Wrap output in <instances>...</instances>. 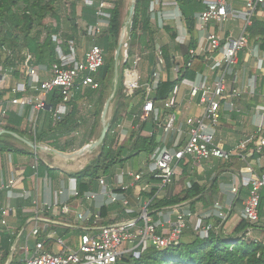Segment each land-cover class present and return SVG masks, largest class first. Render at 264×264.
<instances>
[{"label": "built area", "instance_id": "1", "mask_svg": "<svg viewBox=\"0 0 264 264\" xmlns=\"http://www.w3.org/2000/svg\"><path fill=\"white\" fill-rule=\"evenodd\" d=\"M82 2L89 6H96L97 20L85 28L86 34L94 39L101 33L103 27L107 26L106 20L109 18L107 9L112 7V2L107 0H82ZM204 3V9L194 17V31L198 34L199 40L195 47L188 49L190 60L186 66H191L192 60L203 58L210 62L211 70L218 71L219 74L212 82L199 76L189 88L190 97L197 98L199 104L205 109L201 116L185 119L184 146L170 148L161 145L152 152L146 166L148 174L157 180L158 189L174 183L177 176L176 165L178 161L186 157H191L199 163L212 157L229 159L232 155L215 144V128L219 124L223 106L233 109L236 100L241 97V91L234 87L227 88L225 80L228 75H232L239 51L246 49L249 45L245 32L246 27L251 25L254 18L264 21V0H244V6L240 9L232 8L227 0H205ZM148 11L150 17L155 20L157 28H163L168 20L181 17L178 4L171 0H153L150 2ZM230 19L240 20L243 24L241 32L235 37L232 35L224 37L221 30H214L210 27L212 25L223 26ZM57 35L54 36L57 43V60L49 67V78L44 80L40 78L39 67L32 65V55L27 51L24 52L22 64L25 75L29 78V90L35 91V94L15 95L17 92H26L25 82L19 83L12 88L13 96L10 100L0 97V119L9 111V104L30 106L36 110L45 108L47 94L57 88L60 91L61 100L54 107H50V111L53 121L58 122L67 114L68 104L76 87L93 90L99 88L94 74L104 64L103 48L93 41L82 57H78L75 43L68 40V51L64 52L59 45L61 40L56 37ZM179 42L184 41L179 40ZM129 47L128 44L127 49ZM127 49L121 58L122 92L125 98L130 100L135 97L136 89L143 87L141 115L142 117L154 116V119H157L161 106L151 98V95L160 80L161 71L165 69L163 51L160 46H154L155 69L150 76V82L141 85L136 69L140 56L138 53L129 56ZM258 52L256 45L252 48V54L257 55ZM172 70L178 73L180 66H173ZM177 90L178 85H175L171 96L162 101V108H173L176 105ZM258 109L263 112V121L257 126L254 135L238 142L234 152V155L244 162V167L234 173V180L228 187L231 197L226 210L223 211L221 203L216 201L212 211L207 214V216H216L219 219L217 225L208 222L204 215L182 205H176L174 208L173 220L166 221L167 229H163V222L152 220L148 205L141 209L136 218L104 223L100 212H92L85 208L84 201L91 202L97 200L99 196H105L109 203H119L126 212H130L128 199L122 192L112 190L108 186L104 174L97 179L98 189L96 191H90L78 197L76 180L70 177L68 191L72 197L80 198L78 205L81 209H75L69 201L47 202L35 197L33 215L27 220L29 235L35 239L34 251L30 253L29 246L25 243L21 250L22 254L14 259L11 256L6 264L11 261L19 264H119L123 256L138 257L148 247L165 249L176 245L181 241L187 228H191L201 238L207 237L213 230L223 233L222 226L228 220L238 201H241L240 219L251 225L258 224L260 220L259 202L261 193H264V173L258 172L260 157L264 149V106ZM174 119L175 115L172 114L163 126L165 131H171L173 135L176 132L173 126ZM251 142L252 147H248ZM253 153L257 154L254 161L250 159ZM33 168L37 169V166L34 165ZM127 174L133 178L134 182L143 179L142 173L129 171ZM121 177L117 176L116 183L123 188ZM20 181L22 184L25 183V179ZM16 185L17 178L12 177L3 183L1 188L10 193ZM147 187V184L143 185L141 191H145ZM243 190L245 198L241 200L240 195ZM58 192L62 194L63 190L60 189ZM83 208L85 210H82ZM9 210V206L0 207L2 224L6 223L5 217ZM71 212L75 213L77 220L85 222V225L79 228L76 243L70 242L55 229L59 224L55 217ZM160 212L161 210L158 211L159 214ZM46 213L50 215L47 216ZM253 231L252 227H248L245 235L254 242H264L253 235ZM51 246H56L57 249L53 250ZM12 251L16 252V248L13 247Z\"/></svg>", "mask_w": 264, "mask_h": 264}, {"label": "crops", "instance_id": "2", "mask_svg": "<svg viewBox=\"0 0 264 264\" xmlns=\"http://www.w3.org/2000/svg\"><path fill=\"white\" fill-rule=\"evenodd\" d=\"M108 2H111L110 0H107ZM162 1V0H160ZM174 1V0H171ZM228 3L232 6L234 9H240L244 6V0H227ZM81 3L80 5V11H76L77 18L75 20V23L77 24V29L80 25V23L83 24V36L85 37V42L82 43L83 36H80L78 32L73 33V37L70 39L75 43L76 50H77V56L82 57L84 52L88 49V47L93 43L95 38L88 36L85 32V28L87 26L86 22L80 17L81 14V7H82V0H79ZM200 2L205 6V0H200ZM179 8V6H178ZM204 9V8H203ZM202 9V10H203ZM201 10V11H202ZM180 11V9H179ZM200 11V12H201ZM181 13V11H180ZM197 12L196 14H198ZM195 14V16H196ZM194 16V17H195ZM151 18V17H150ZM152 18H151V25H152ZM155 22V20H153ZM106 23V22H104ZM170 24V25H169ZM156 26V23L154 24ZM242 22L240 20L236 19H230L226 24L223 26H210L211 29L214 30H221L222 35L228 36H237L241 30H242ZM165 26L169 27L170 30H166ZM107 26H104L106 28ZM154 29V27L152 26ZM102 29V30H103ZM159 30H165L169 33V38L172 44L173 49L171 50L169 42H163L162 44H159L158 42L152 41V51L154 49L155 45L160 46L162 49V46L167 45L172 60L174 62L173 66H180V69L184 66V59L181 51V46L185 45L189 42L192 36H194L197 41L199 40L198 34L193 30L192 34L188 31V27L185 21L184 16L181 13L180 18L171 19L165 22V25L163 28H158ZM154 32V31H153ZM175 33V36L171 38V34ZM154 38V34H153ZM179 40H183V43H180ZM204 40H202L203 42ZM83 44V45H82ZM141 48L138 51H141L142 48L148 47L145 45V43L140 44ZM257 44H251L249 43L248 47L246 49H243L239 51L237 55V63L233 69L232 75H228L225 80V84L227 88H236L241 91V97H239L236 100L235 108L231 109L229 107L223 106L221 113H220V119L219 124L215 128V144L219 145L223 150L231 153L232 160L234 161V164L229 166H221L217 167L213 170L210 176L207 175V171L212 170L214 168L213 160L221 159L225 160L223 158L218 157H212L209 160L201 161L199 163L195 162L191 157H186L180 161H178L176 165L177 169V178L182 175L183 172V166H186L188 169V176H186V181L190 180V176L192 174L195 175L196 180L200 181V184H205V189L201 194L194 198H190L188 200L182 201L180 203H176L171 206L163 207L161 209L160 214L157 213V219L156 221L163 222V229H167L168 223L166 221L173 220L174 216V208H176V205H182L184 207H188L191 210L195 211L198 214L204 215L206 217V220L208 222H212L213 224L217 225L219 223V220L216 216H207L208 213H210L213 209V205L216 201H219L222 205L223 211L226 210V207L230 201V193L228 192L229 185L234 180V173L238 172L243 165H240L237 161V157L234 155V152L236 150V146L240 140H243L245 138H249L257 130V126L263 121V112L262 110L258 109L262 106H264V53H260V51L257 53V55L252 54V48L255 47ZM258 46V45H257ZM151 52V51H150ZM146 54V52H144ZM148 57V64L150 67L149 70V79L152 74V72L155 69V56L154 53L151 52L150 54H146ZM150 56L153 57V62L150 63ZM210 62L206 59L199 58L195 59L191 66L189 68L195 69V76L194 78H184L182 79L178 85V90L175 94L176 99V105L173 107L172 114L175 115L174 122L178 121V123H182V125H185L184 120L187 117H196L203 114V106L199 104L197 98H191L189 95V88L192 85V83L199 78V76L204 77L207 79L208 82H212L216 79L218 76V71H212L210 66ZM199 68V69H198ZM22 70L23 67H22ZM174 77L177 76V73H175L173 70H171ZM163 73V70L161 71V75ZM39 75L41 79H47L49 78V67H39ZM11 77V76H10ZM5 76H0V94L1 97L5 100H10L13 96L12 88H15L19 83L24 82V77L14 78L11 77L12 81L14 83H7L5 81ZM90 88H81V98L79 100H82L86 98V91ZM30 94H35V91H27ZM74 92V91H73ZM23 93V92H22ZM74 95V93H73ZM73 97V96H72ZM71 97V98H72ZM134 103L129 104V100L120 99V102H123L125 105V110L120 115V121L113 127L111 130L110 135V144L114 149L121 147H128L129 152L132 151L135 154L132 156L133 164L132 169L129 167L122 168L119 172H115L114 168L111 172L110 176H105V180L110 188L112 190L120 189L122 194L128 199V208L130 209V212H126L125 208L120 205L119 203L111 204L107 201V198L105 196H99L97 200L87 202L85 203V208H88L92 212L99 211L102 206L106 208V214L104 216H101L104 223L108 222H114V221H120L123 219L128 218H136L139 216V213L141 209L149 204V199L146 197V194L149 193L150 189L154 186H157V181H154L151 179L152 176H150L147 172V166L150 156L154 150L161 145H166L170 148L177 147L182 144H184L186 140V134L185 130H182L180 126H173L176 128L175 135L171 133V131H165L164 130V120L166 116L169 114L166 110L168 108H162V102L158 103L159 106H161V109L159 111V115L157 116V119H154V116H148V117H142V115L136 117V115L129 112V105H134L136 113H141L140 109L143 104V97L142 94H139L138 96L134 97ZM132 99V101H133ZM78 100V101H79ZM77 101V103H78ZM46 102V98H45ZM50 107H54L51 105H47L45 108L36 110L30 106H19V105H8V112H16L17 114H22L23 118L21 121L20 126L18 127L17 131H13L24 137L25 139L31 141H35L37 144L47 146L49 148H52L54 150L64 152L60 149H56L50 146V143L52 142L51 137L53 131L55 130L57 134H61L60 138L64 137L65 134L72 133L76 131L79 127H71L70 129H61V126H55L58 122L53 121L52 114L50 111ZM133 108V109H134ZM71 110V103L68 104V111ZM38 112V119L33 120V112ZM113 109L111 111L110 117L112 115ZM64 118V117H63ZM62 118V119H63ZM61 119V120H62ZM2 118L0 119V121ZM60 120V121H61ZM150 121V122H149ZM80 123V120L78 121ZM147 123L152 124V128H147ZM225 123H227L229 128L222 127ZM54 127H56L54 129ZM92 127V126H91ZM4 128V127H1ZM186 129V128H185ZM96 130V129H95ZM41 133L47 139L45 142H38L36 140V133ZM184 132V133H183ZM224 132L225 137L223 134ZM91 133V131H90ZM95 133V131H94ZM92 134V136L94 135ZM154 133V141L155 145L151 152H148L146 149H143L141 147L140 151L137 149H134V144L136 143V140L138 137H150ZM227 134V135H226ZM91 136V137H92ZM91 140V138H90ZM89 140V141H90ZM7 143L11 146L15 147L16 149H19L21 152L18 151H0V207L3 206H9L10 210L8 215L5 217L6 223H1L0 218V240H1V233L3 231H6L10 234L9 241L11 242V236L12 238L15 236H19L22 238L25 235L24 238V244H27V238L29 235V225L27 224V220L33 215V199L37 197L41 201H57L59 203H62L63 201L70 202V204L75 207V209H81L78 205L80 198H75L70 195V192L68 191L69 187V179L71 176H69L70 172H62L59 170L62 167L59 165L56 166L53 164H49L47 162H43L45 165H47L50 168H55L57 170V174L54 178L49 177L47 172L44 173V175H38V170L33 168L34 165L38 166V160H41L37 154L30 148L28 143L22 142L17 139L7 138ZM89 141H85V143H88ZM69 143L65 142L63 144H60V146H68ZM43 149V147H41ZM86 146H84L83 149L78 150L73 153H66V155H72L71 161L67 162L68 164H71L72 161L79 162L80 156L85 152ZM47 150V149H46ZM48 152H50L48 150ZM4 153V154H3ZM51 153V152H50ZM53 157L57 159H61V157H58L57 155H54L51 153ZM140 154L144 155V158L140 161H136V156H139ZM1 155H5V158H2L1 162ZM32 157L34 160H32ZM256 159V158H255ZM254 159V160H255ZM6 160V163H5ZM228 160V159H227ZM252 160V161H254ZM129 161H123L122 163H125ZM3 162L6 164L4 165ZM59 162V161H58ZM85 160L78 164H84ZM119 163V164H122ZM205 163L206 166L204 170H200L201 165ZM86 164V163H85ZM260 166L258 168L259 170L264 166V150L263 155L260 157ZM72 165V164H71ZM117 165V164H116ZM84 165H82L83 167ZM81 167V168H82ZM116 167V166H115ZM80 168V169H81ZM66 169V168H64ZM196 169V170H194ZM133 171L143 174V179L139 182H134L133 178H131L127 172ZM61 175V176H60ZM122 176L123 180V188H120L118 183H116L117 176ZM17 178V185L12 189L10 193L7 192L6 189L1 188V185L3 183H6L10 178ZM217 178V186L214 190L211 189V181L210 179ZM21 179H25V183H21ZM193 179V178H192ZM98 183V182H97ZM147 184L148 187L145 191H141V187L143 185ZM63 190L62 194H59V190ZM98 189V186H97ZM96 189V190H97ZM95 190V191H96ZM176 193V182L173 184L163 188L158 189L156 192V195L158 197H166L170 198ZM201 195H204V200H197ZM245 198V191L243 190L240 199ZM20 206V207H19ZM241 201H238V203L234 206L233 211L231 212L228 220L223 224L222 229L223 233L230 234L232 232V229L238 223L240 219V210H241ZM21 208L20 211H18L17 208ZM74 209V210H75ZM82 210H85L84 208ZM27 215L24 224H22L23 217ZM45 215L49 216L50 214L46 213ZM57 222H59L58 226L55 227V229L67 240H69L72 243H76L77 241V235L80 232V227L85 225V222L81 220H77L75 217V213H69V214H60L55 217ZM75 226V227H73ZM190 229V230H187ZM182 236V240H188L191 235H193L194 231L191 228H187ZM195 234V233H194ZM253 235L261 238L264 241V226L263 228H258V230L253 231ZM16 242L14 245L9 247V253L6 259L7 260L12 256L14 259V253L12 251V248H16ZM24 246V245H23ZM23 246L20 248L23 249ZM53 250H56V246L50 247ZM3 248L0 245V257L2 256ZM6 262L4 264H6Z\"/></svg>", "mask_w": 264, "mask_h": 264}, {"label": "trees", "instance_id": "3", "mask_svg": "<svg viewBox=\"0 0 264 264\" xmlns=\"http://www.w3.org/2000/svg\"><path fill=\"white\" fill-rule=\"evenodd\" d=\"M63 0H0V72H4L8 77H24L26 85V92H17L15 95H30L29 92V78L26 75H22L20 66L23 67L24 52H29L32 57V65L38 67H50V65L57 60V43L54 40V36L61 32V18L58 14L57 5ZM69 2V13L73 15L72 30L77 28L75 20L77 18L76 6L78 0H65ZM119 0L112 1V7L107 9L109 18L107 21V27L104 28L99 37L95 41L96 44L101 46L104 50V64L94 74L95 80L99 83V88L96 90L88 89L86 91V97L93 103L94 110L92 112L93 123L91 127L90 140L94 133L96 126L99 122V117L102 112L104 104V94L107 86L111 84L113 75V53L115 52L120 30L122 26V11L121 6L118 4ZM153 0H136L134 9V15L132 20V27L130 32V47L129 56H133L137 51L132 49V44L138 41L140 44L145 43L148 47H152L153 29L151 25V18L149 14V5ZM179 6L182 15L185 18L188 31L192 34L194 30V16L197 12H200L204 6L200 0H174ZM96 6L82 4L80 17L86 22V24H92L97 20ZM47 16H52L55 19V26H46L43 21ZM166 30H170L165 26ZM248 42L251 44H257L260 53H264V21L253 19L251 25L245 29ZM72 32L61 37V43L59 44L64 52L68 51V40L73 35ZM61 35V34H60ZM171 38L175 36L172 33ZM197 39L194 36L191 37L189 42L182 45L181 51L184 59V66L181 68L177 76L174 77L171 70L174 65L170 50L167 45L162 46L163 56L165 59V69L156 89L153 91L151 98L160 103L168 99L173 91L175 85L184 78H194L195 69L186 66V63L190 60L188 55V49L195 47ZM139 52V51H138ZM111 55V56H110ZM109 56V57H108ZM199 59V58H197ZM194 60H192L193 62ZM153 62V57L150 56V63ZM128 66V64H125ZM199 69V68H198ZM25 71V70H24ZM122 75L119 74L117 83V90L115 94V104L111 118L109 120V129L106 133V137L99 148L98 154L88 161L84 167L78 171L70 172L69 176L76 180L78 188V197L83 194L95 191L98 183L97 179L101 174L110 176L113 168L116 164L122 163L128 159H131L135 154L128 150V147H119L114 149L110 144V135L113 127L120 121V115L125 110V105L120 102V99H125L122 94ZM144 88L139 87L135 91V97L142 94L143 97ZM74 95L69 101L71 103V110L59 121L55 126H61V129H70L76 127L79 124V119L75 117V109L77 108V101L81 98L80 87L74 89ZM2 94H0L1 97ZM61 100L60 91L54 88L46 96V105L55 106ZM128 101V100H127ZM132 112L136 113L135 108H132ZM22 114L16 112H7V114L0 121V127H4L10 131H17L22 121ZM150 122V121H149ZM147 128H152L151 123H147ZM56 127H54L55 129ZM61 134H57L54 130L51 137L52 142L50 146L62 151H66V146H60L58 140ZM5 136H0V151H18L19 149L11 146L7 143ZM47 137L41 133H36V140L38 142H45ZM154 133L150 137H138L134 144V149L140 151L141 147L151 152L154 148ZM251 142L248 147H252ZM41 147L49 150L58 157H64V155L52 152L49 147L41 145ZM264 150V149H263ZM22 153V152H21ZM71 156V155H66ZM257 157L256 153H253L250 157L254 160ZM237 162L240 163L239 167L243 165V161L237 158ZM217 164L214 165L212 170L207 171V175L210 176L214 169L221 166L231 167L234 164L232 157L229 159L221 160L217 159ZM182 175L175 178L176 193L170 198L158 197L156 192L158 187L154 186L150 189L146 197L149 199L148 209L153 221L157 219V213L163 207L171 206L176 203L194 198L201 194L205 189V184H200V181L196 179H190L186 181L188 176V169L183 166ZM38 175H44L47 172L49 177L54 178L57 174L55 168H50L45 165L41 160H38ZM259 173H264V166L259 170ZM152 180L157 181L153 177ZM211 189L214 190L217 186V178L210 179ZM121 192L120 189L115 190ZM204 195H201L197 200H204ZM20 207V206H19ZM17 208L20 211L21 208ZM101 216L106 214V208L102 206L100 208ZM27 215L22 219L24 224ZM259 223L255 225L249 224L243 219H239L238 223L232 229L230 234L217 233L214 230L210 231L207 237L201 238L194 234L188 240H182L176 245L167 247L165 249H156L154 247L146 248L138 257L133 255H125L119 264H264V242H254L252 239L245 235V230L248 227H252L255 230L264 226V193H261L259 202ZM219 220V219H218ZM263 225H262V224ZM3 236V232L1 233ZM4 234H7L4 231ZM8 235V234H7ZM9 236V235H8ZM10 238V237H9ZM6 240L5 236L0 240ZM9 242V239L6 240ZM2 256L0 257V264L6 262L9 248L3 244ZM9 264H19L15 261H11Z\"/></svg>", "mask_w": 264, "mask_h": 264}, {"label": "rangeland", "instance_id": "4", "mask_svg": "<svg viewBox=\"0 0 264 264\" xmlns=\"http://www.w3.org/2000/svg\"><path fill=\"white\" fill-rule=\"evenodd\" d=\"M111 2L113 0H110ZM131 0H119L118 1V4L121 6V11H122V26H121V30L123 28V23L125 22L126 20V17H127V11H128V8H129V4H130ZM80 5L81 3L77 2V6H76V11L78 10V12L80 11ZM58 14L60 16V18L62 19L61 20V25H60V29H61V32L56 36L59 40H61V37L69 34V32H72V33H75V32H78L80 34V36H83V24L80 23L78 29L76 28L75 30H72L71 26L73 24V15L71 14L70 16V13H69V2L66 3L65 0H63L62 2H60L58 5ZM152 26L154 27L153 29V34H154V38L152 41H156L158 42L159 44H162L163 42H169L170 44V47H171V50L173 49L172 47V44H171V41H170V38H169V33L166 32L165 30H159L154 24L155 22L152 20ZM43 23L46 25V26H55L56 22H55V19L52 17V16H47ZM170 25V24H169ZM120 30V32H121ZM129 33V32H128ZM61 34V35H60ZM99 36L97 35L95 40H97ZM86 40H85V37L83 36L82 38V43H84ZM127 46L128 44L130 45V40L128 38L127 40ZM83 45V44H82ZM141 48V45L138 41H135L133 44H132V49L137 51L138 55L140 56V60L136 66V69L139 73V83H141V85L143 84H146L147 82H150L149 81V70H150V67L149 64H148V57L146 56V54H150L152 51L151 47H146V48H142L141 51L138 52V50ZM151 51V52H150ZM144 52H146V54H144ZM111 56V55H110ZM109 57V56H108ZM114 58V53H113V56ZM120 64H121V60H120ZM1 68V67H0ZM120 68H121V65H120ZM120 68H119V71H120ZM20 70H22V66H20ZM5 76V81L7 83H14L11 79V77H8V75L4 72H0V76ZM22 75L24 76L25 75V71L23 70L22 71ZM110 85L107 86V88L105 89V94H104V102L106 100V98L109 96L110 94ZM123 94V92H122ZM86 97V96H85ZM134 98V97H133ZM132 98V99H133ZM115 99L116 97H114L113 99V102L110 106V109L108 111V117H110V114H111V111L112 109L114 108V104H115ZM132 99L129 100V104H132V102L134 103V99L132 101ZM104 105V104H103ZM134 105H129V112L136 115V117L140 116L141 113H133L132 112V108H134ZM103 108V107H102ZM203 110L205 109V107L203 106L202 107ZM94 110V105L92 102L89 101V98L86 97L82 100H79L78 103H77V108L75 109V117L78 118L80 120V123H79V127L76 131L72 132V133H69V134H65L64 137L60 138L58 140L59 144H63L65 142L69 143L67 147H65L66 153H73V152H76L78 150H80L81 148H83L84 146H86L88 143H90L91 141H94L98 135H99V132L101 130V121H100V117H99V122L96 126V130H95V133L94 135L91 137V140L88 142V143H85V141H87V139H89V136H90V131H91V126H92V123H93V117H92V112ZM169 114L166 116L165 121H167L168 117L169 116H172V111H173V108H168L166 110ZM140 112H141V109H140ZM33 120L35 119H38V112L34 111L33 112ZM199 116V115H198ZM196 116V117H198ZM201 116V115H200ZM184 123H185V120H184ZM174 126H180L182 127L181 129L182 130H185V126L182 125V123H178V121L174 122ZM222 127H225V128H229L230 129V126L227 125V123H225ZM184 133V132H183ZM221 134H223V136L225 137V133L222 132ZM227 135V134H226ZM226 138V137H225ZM181 147L184 146V144L180 145ZM64 147V146H63ZM44 152L50 156L48 157H45L43 158L42 156H40L37 152H35L37 154V156L41 159V161L43 162H47L49 164H53L55 163L54 165L58 166V160L55 158H53L51 155L50 152H48V150H46L45 148H43ZM93 152V153H92ZM91 153H89L88 157L91 155H94L96 156L99 152V148H96L92 151ZM4 154V153H3ZM5 155H1V162H2V158H5L4 157ZM94 156H92L94 158ZM82 158V157H81ZM86 158V157H85ZM135 158H137L136 161H140L141 159L144 158V155L143 154H140L139 156H136ZM32 160H34V158L32 157ZM53 160V161H52ZM214 165L217 164V159L216 160H213L212 161ZM5 163H6V160H5ZM4 162L3 164L6 165ZM87 163V162H85ZM84 163V164H85ZM60 164V163H59ZM83 164V165H84ZM132 164H133V159H129V161L125 162V163H122V164H117L115 165L116 167H114V171L115 172H119L122 168L124 167H129L130 169H132ZM205 163H203L200 167V170H204V168L206 167L204 165ZM82 167V166H81ZM80 167V168H81ZM80 168H77V169H64V168H59V170H61L62 172L66 173V172H74V171H78ZM196 170V169H194ZM195 174V173H194ZM192 174L190 176V178L194 179L195 178V175ZM61 176V175H60ZM262 224V223H261ZM263 225V224H262ZM263 228V226H261ZM187 230H190V229H187ZM28 231V229H27ZM9 236H8V235ZM7 234H4V231H3V236L1 234V237L3 238L5 236V239L8 240L9 237H10V234L7 233ZM24 238H25V235L20 238L19 236H15L12 238L11 236V239L12 241L10 242H7L6 240L2 241L0 243V245L2 246L3 244H5L8 248L10 247V250H11V247L14 245L15 241L16 242V252L14 253V257H17L18 255H21L22 254V251H21V247L24 245ZM34 243H35V239L33 236H28L27 238V244L29 246V249H30V253H32L34 251ZM9 250V251H10Z\"/></svg>", "mask_w": 264, "mask_h": 264}, {"label": "water", "instance_id": "5", "mask_svg": "<svg viewBox=\"0 0 264 264\" xmlns=\"http://www.w3.org/2000/svg\"><path fill=\"white\" fill-rule=\"evenodd\" d=\"M135 5H136V0H131L130 4H129V8L127 11V17L125 22L123 23V28H126L128 30V35H129V40H130V32H131V27H132V20H133V15H134V9H135ZM120 42V35H119V39H118V43L114 52V58H113V75H112V80H111V84H110V94L109 96L106 98L103 108H102V112L100 114V121L102 123L101 125V130L99 132L98 137L94 140L91 141L90 143H88L86 145V150L85 152L81 155L82 158H85L89 155V153H91L94 149L96 148H100V146L102 145L105 137H106V133L109 129V117L108 115V111L110 109V106L113 102V99L115 97L116 94V90H117V83H118V79H119V68H120V51H119V43ZM129 51V48L127 49V53ZM0 136H5V137H9L12 139H17L20 140L22 142L25 143H36L35 141H29L27 139H25L24 137H22L21 135H19L16 132L7 130L5 128H1L0 127Z\"/></svg>", "mask_w": 264, "mask_h": 264}, {"label": "bare ground", "instance_id": "6", "mask_svg": "<svg viewBox=\"0 0 264 264\" xmlns=\"http://www.w3.org/2000/svg\"><path fill=\"white\" fill-rule=\"evenodd\" d=\"M128 38H129V35H128V30L126 29V28H122V30H121V32H120V44H119V51H120V60H121V58H122V56H123V54H124V52H125V50L127 49V40H128ZM129 76V75H128ZM29 146H30V148L34 151V152H37L40 156H42L43 158H45V157H48V156H50V155H48V154H46L45 152H44V150L41 148V145L40 144H37V143H29L28 144ZM84 148V147H83ZM83 148H81V149H83ZM80 149V150H81ZM50 150L52 151V152H55V153H59V154H62V155H64V154H66V153H64V152H60V151H57V150H54V149H52V148H50ZM93 153V152H92ZM92 156H94V155H92ZM91 155L88 157H86V158H81V156H80V160H79V162H75V161H72L71 162V164H68L67 162H69V161H71L72 159H71V157H72V155L71 156H68V157H61V159H57V158H55V157H53V158H55V160L57 159L58 161H59V163H58V165L60 166V167H62V168H66V169H77V168H80L83 164H78V163H81L82 161H84L85 160V162H88V161H90L93 157H92ZM95 157V156H94ZM53 161V160H52ZM70 163V162H69ZM85 165V164H84ZM84 167V166H83Z\"/></svg>", "mask_w": 264, "mask_h": 264}]
</instances>
